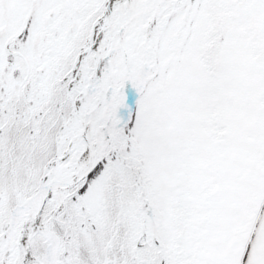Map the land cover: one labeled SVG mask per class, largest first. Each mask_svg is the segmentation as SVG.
I'll return each instance as SVG.
<instances>
[{
	"label": "snow or ice",
	"instance_id": "obj_1",
	"mask_svg": "<svg viewBox=\"0 0 264 264\" xmlns=\"http://www.w3.org/2000/svg\"><path fill=\"white\" fill-rule=\"evenodd\" d=\"M0 264H264V0H0Z\"/></svg>",
	"mask_w": 264,
	"mask_h": 264
}]
</instances>
